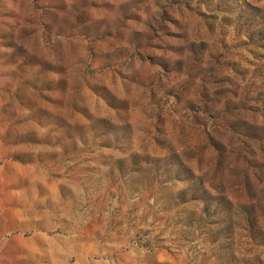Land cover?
Here are the masks:
<instances>
[{"label": "rangeland", "instance_id": "374dc122", "mask_svg": "<svg viewBox=\"0 0 264 264\" xmlns=\"http://www.w3.org/2000/svg\"><path fill=\"white\" fill-rule=\"evenodd\" d=\"M0 264H264V0H0Z\"/></svg>", "mask_w": 264, "mask_h": 264}]
</instances>
